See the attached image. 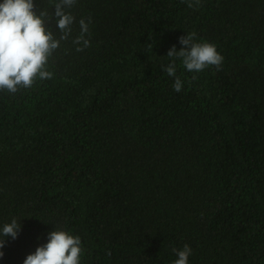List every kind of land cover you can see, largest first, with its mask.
Wrapping results in <instances>:
<instances>
[{"label":"trees","instance_id":"trees-1","mask_svg":"<svg viewBox=\"0 0 264 264\" xmlns=\"http://www.w3.org/2000/svg\"><path fill=\"white\" fill-rule=\"evenodd\" d=\"M34 2L52 16L59 0ZM66 11L52 77L0 91V228L22 226L0 264H23L59 229L80 237V264H174L185 244L188 264H264V0ZM47 26L59 39L54 16ZM191 32L223 61L194 73L177 59V92L162 66Z\"/></svg>","mask_w":264,"mask_h":264},{"label":"clouds","instance_id":"clouds-1","mask_svg":"<svg viewBox=\"0 0 264 264\" xmlns=\"http://www.w3.org/2000/svg\"><path fill=\"white\" fill-rule=\"evenodd\" d=\"M75 3L76 0H59L50 16L44 10L37 13L34 0L0 2V91L6 90L14 94L20 88H31L37 79L52 77V73L47 70L48 61L60 47V41L67 40L71 35L75 17L66 9H70ZM192 6L191 3L188 4V7ZM53 16L61 33L59 39L47 26ZM90 22V17L88 22L83 18L79 21L80 35L72 41L82 45L77 51L90 46L89 40L85 39ZM179 43L183 47L177 51L173 45L166 56L171 62L166 67L162 66L163 71L175 77V91H181L183 85L182 80L176 76L177 59L182 61L183 67L189 72L198 73L213 66L220 70L223 56L217 51L215 44L196 42L195 32L181 36ZM21 227L18 220L12 219L0 228V249L5 246L7 237L13 240L17 238ZM173 252L178 257L174 264H188L192 249L185 244L180 250L173 248ZM82 254L80 237L59 229L50 232L47 243L27 255L23 264H80ZM3 256L4 252L0 251V258Z\"/></svg>","mask_w":264,"mask_h":264}]
</instances>
